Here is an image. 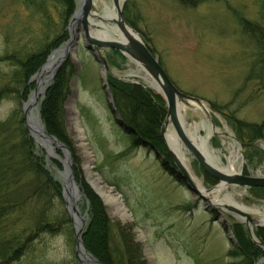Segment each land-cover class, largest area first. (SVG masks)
Masks as SVG:
<instances>
[{
	"label": "rangeland",
	"instance_id": "rangeland-1",
	"mask_svg": "<svg viewBox=\"0 0 264 264\" xmlns=\"http://www.w3.org/2000/svg\"><path fill=\"white\" fill-rule=\"evenodd\" d=\"M59 9V3L54 0H0V55L10 52L16 54L18 59H25L28 54L53 40L63 27ZM259 10L258 0H124L123 5L124 15L155 53L173 83L181 91L201 98L210 110L211 117L194 102L182 104L185 130L197 131L204 137L213 132L207 148L216 163L227 164L236 152L239 158L236 166L232 167L233 171L239 170L238 164L242 163L244 174L264 177V139L242 147V141L227 116L211 106V103L229 105V109L242 120L258 123L264 120V91L258 93L255 82L247 81L256 47L239 23V17L257 18ZM116 51L113 50L114 56L110 61L109 86L111 79L149 86L137 75L139 72L144 74L137 64ZM103 53L108 55L109 51L103 50ZM69 64L81 73L71 81L72 93L65 105L64 121L76 148L81 173L79 179L76 176L75 179L83 196L76 205L82 216H87L85 232L90 215L85 207L87 202L83 183L97 194L91 181H96V174H100L108 186L118 190L131 211V216L121 217L113 203L103 202L114 231L120 225L131 224L133 239L141 245L146 264H241L243 258L228 255L234 244L228 238L225 222L221 224L216 221V211H205L201 198L192 194L185 181L170 170L172 159L167 158L170 163L162 165L153 150L147 149L143 142L134 146L131 134L117 124L100 65L92 51L85 48L81 41L75 55L68 56L56 76ZM18 66L17 58L0 63L1 84L15 77L13 71ZM34 75L28 84L34 83L35 89L36 82H31ZM152 91L157 93L156 89ZM46 94L38 96L34 108L35 113L40 109V118ZM27 100L14 95L1 100L0 120H6L14 110L25 119L23 102ZM226 127L235 138L220 134ZM80 131L84 135L82 139L79 137ZM32 139L36 145V155H41L40 149L45 153L46 168L62 186L59 171L64 170L63 163L56 161L57 167L51 166L46 149L36 142L34 136ZM186 152L191 168L203 180L204 187L209 189L217 184L214 178L215 184L207 183V174L190 151ZM57 154L63 156L61 151H57ZM71 154L74 164L72 151ZM33 184L36 187L40 184L41 188L36 216L45 213L47 207L49 218L66 214L71 219L68 211L70 200L66 201L64 195L63 199L54 196L52 186L47 187L41 179L36 178ZM227 193L232 194L241 205L264 207V198H255L251 188L231 186L222 189L220 199L231 202L225 197ZM72 211L75 212V209L72 208ZM223 214L230 224L239 222L230 213ZM22 217L16 225L17 229L31 223L28 216ZM242 225L245 227V223ZM118 236V232L113 235L115 248L119 245ZM38 245H46L50 261L64 263L74 257L80 261L76 253V236L74 246L69 245L64 228L43 233ZM146 246L151 247V251L145 250ZM38 256L34 245L31 252L22 258L21 264H36Z\"/></svg>",
	"mask_w": 264,
	"mask_h": 264
},
{
	"label": "trees",
	"instance_id": "trees-1",
	"mask_svg": "<svg viewBox=\"0 0 264 264\" xmlns=\"http://www.w3.org/2000/svg\"><path fill=\"white\" fill-rule=\"evenodd\" d=\"M54 1L60 5L59 12L63 23L59 34L38 51L28 54L25 59H18L16 54L10 52L0 55V63L14 61L16 58L19 63L18 68L13 71L14 78L11 77V80L2 84L0 80V102L10 95L28 99L35 87L34 83L28 84L30 77L45 63L52 50L69 38L67 26L75 11L76 0ZM258 2L260 10L257 18L239 17V23L244 34L256 47L247 81L255 82L259 93L264 91V0ZM77 74L78 71L70 64L59 71L43 100L41 119L48 133L56 136L71 149L75 176L79 179L81 173L77 165L79 163L76 148L64 121L65 105L72 93L71 81ZM79 75L81 76V73ZM110 87L117 110L136 130V133L130 135L133 145H140L144 141L147 149H158L171 159L160 133L166 116V105L162 96L142 84L116 79H111ZM211 106L227 116L240 141L249 144L264 139V120L259 123L242 120L229 109V105L211 103ZM40 152L41 155H36V145L29 135L25 119L17 114L16 110L6 120H0V264H21L22 258L31 252L34 245L36 253L39 254L36 264H81L76 257L64 263L50 261L46 245H38L43 233H52L61 228H64L69 245L75 244V230L68 215L49 218L46 207L45 213L36 216V205L41 199L40 184L37 187L33 184L36 178L46 183L47 187L51 185L53 195L63 199L62 186L46 168L45 153L41 149ZM57 164L60 167L58 162ZM205 179L207 183H216L208 175H205ZM251 192L257 199L264 198V188H252ZM83 193L87 202L85 207L90 215L88 227L83 235L88 250L106 264H146L141 245L133 239L131 224L117 227L119 245L115 248L113 235L116 232L103 201L86 183H83ZM22 215L28 216L31 223L17 229L16 225L23 219ZM233 230L238 245H234L228 255L243 258L241 264H254L264 255L263 250L250 238L244 225L235 223ZM258 234L264 242V227L259 229Z\"/></svg>",
	"mask_w": 264,
	"mask_h": 264
},
{
	"label": "water",
	"instance_id": "water-1",
	"mask_svg": "<svg viewBox=\"0 0 264 264\" xmlns=\"http://www.w3.org/2000/svg\"><path fill=\"white\" fill-rule=\"evenodd\" d=\"M112 2L116 7L117 17L114 19H106L104 17L94 16L95 0H77V9L71 17L68 25L70 38L65 44L70 45L72 51L59 61V63L54 69V72L44 81L45 86L40 87V72L45 67V65L49 61V58L54 54V52L62 49L65 45H61L60 47L55 49L47 59V62L31 78V82H36V88L34 89L32 95L28 98V100L23 102V112L27 127L30 131V135L33 137L35 130L32 127L30 118V114L32 115L33 113V111L31 112L33 107L28 103L30 102L32 97L35 99V103H37L38 96H44L46 94L48 88L53 83L56 73L61 68L63 63L68 59V56L75 55V53L77 52L80 41L82 42L85 48L90 49L92 51L93 57L97 60L100 65L101 76L104 80V85L109 95V103H111V109L114 112V117L117 124H119V126H121L126 132L130 134L136 133L135 128L128 124L124 120L120 112L117 110L115 105V99L109 86L108 73H110L111 70L109 60L113 59V50H118L122 52L125 56H127L130 60L135 62L137 65L142 66V68L152 76L155 83L159 87L157 93L161 95L166 102L167 113L162 124L160 133L172 159V163L169 165L170 170L173 171L175 174H178L181 179L185 181L188 189L191 191L192 194L197 195L201 198L204 203L205 211L209 213H212L213 211L217 212L215 219L221 224L225 222L224 226L228 228V238L231 242H233V244L237 245L236 236L232 227L233 225L227 221L223 214L224 212L230 213V215L237 218L240 223H245V225L251 224L252 226H249L248 233L254 243L258 245L264 252V242L258 234V229L264 227V225L256 224L257 219L238 205L221 199L218 205L216 206L210 198V195L213 190L218 188L224 189L231 186H239L244 188H264V177L245 175L242 171L228 172L212 165L206 159L202 151H200L198 146L188 136V133L183 126L184 123L182 124V121H180L179 113L182 104L188 105L194 102L198 104V106H205L204 101L199 97L192 96L181 91L173 83L155 53L146 44L142 36L138 33L136 29L133 28L131 23L124 15V0L123 2H120V0H112ZM92 17L99 18L102 23H107L109 25L115 24L122 31L124 39L117 40L106 37H96L92 32V27L95 26L94 23H92L91 21ZM103 50H107V52L109 51L108 55L104 54ZM205 112L208 114L209 117H211V114L207 109H205ZM37 114L40 117V109H37ZM170 124H172L173 129L179 137L180 141L185 145L187 150H189L190 153L197 160L202 171L208 176L217 180V184H215L213 187L202 191L192 179L190 173L188 172L186 166L184 165L178 154L169 147L165 135L167 128ZM40 135L46 142H50L54 145L52 151H47V154L52 155L54 160L59 161L64 165V170H62V172L59 171V173L61 175V173L64 172L65 175L62 182L63 195L66 201L70 200V206H68V211L74 223L77 257L80 259L82 264H104L98 258H96L90 251H88L82 239L85 232L87 216H82L79 207L76 205V202L83 196V194L80 191V185L76 182L75 179L73 169L74 164L72 162L71 150L66 144L62 143L55 136L48 133L44 125H42ZM233 138L235 137L233 136ZM143 143L145 142L143 141ZM240 145L243 147L246 146V143L240 142ZM42 147H44L43 144ZM56 150L61 151L63 153V156L57 154ZM154 151L155 155L159 157V160L162 165L170 163L167 157L164 154L160 153L158 149H155ZM96 180L97 183L101 182L102 185H100V188L104 187L106 189H110L112 193L116 194L117 197L121 199L124 207H126L124 199L115 187L108 186L107 183L102 180L100 174H96ZM94 189L97 192L96 186H94ZM72 208L75 209V212L72 211ZM126 211L129 213V216H131V211L127 207ZM131 219L133 220L134 218L131 217ZM145 250L151 251V248L149 246H146ZM262 262H264V256L260 258V260H258L256 264H261Z\"/></svg>",
	"mask_w": 264,
	"mask_h": 264
},
{
	"label": "bare ground",
	"instance_id": "bare-ground-1",
	"mask_svg": "<svg viewBox=\"0 0 264 264\" xmlns=\"http://www.w3.org/2000/svg\"><path fill=\"white\" fill-rule=\"evenodd\" d=\"M120 2H123V0H120ZM94 16L104 17L106 19H109V18L114 19L117 17L116 7L113 4V2H109L108 0H95ZM91 21L95 25L92 27V32L96 37H98V38L106 37V38L117 39V40L124 39V35H123L122 31L115 24L109 25L107 23H102V21L99 20V18H97V17H92ZM68 34H69V30H68ZM69 38H70V34H69ZM69 38H68V40H69ZM71 51H72V49H71L70 45H65L62 49L54 52V54L49 58V61L47 62L45 67L40 72V76H39L40 87H43L44 81L54 72V69H55L56 65L59 63V61L64 56H66L68 53H70ZM137 66H138L139 71L144 72V74H140V72H139L137 75L139 77H142L149 84V86H146V87L150 90H152V89H156V91L159 90V87L155 83L152 76L150 74H148L142 68V66H140V65H137ZM28 104L32 105V107H33L32 110L30 109L31 112L33 111L32 115L30 114V118H31L32 127L35 130L34 137L36 138L37 143H39L40 145L43 144L46 151H50V150L52 151V148H54V145L50 142H46L40 135L43 123L41 121V118L38 116V114L34 112V108L36 107L35 99L32 97ZM204 105L205 106H200V105L198 106V104H197V106L200 107L205 112V109H207V110H209V109H208V106L206 104H204ZM179 113H180V121H182V124L184 123L183 126L185 128L186 127L185 126L186 125L185 112H184V109L182 107H181ZM163 122H162V124H163ZM161 127H162V125H161ZM187 133H188V136L198 146L200 151H202V153L204 154L206 159L212 165H214L220 169H223L225 171H228V172H241L242 171L241 170V168L243 166L242 163L238 164V168L240 167L239 170H236V171L232 170V167L236 166V163H237L238 158H239V155H237L234 150H233V152H235V156L233 158L230 157L228 159L227 164H223L221 162H219V164H218L211 158V154L207 148V142L210 140L213 132H209L206 137L200 135L197 131L193 132L192 130H188ZM220 134L224 135V136L233 137V135L229 132V129L227 127L225 128V130H222L220 132ZM165 136H166V140H167L169 147L172 150H174V152H176L178 154V156L180 157V159L182 160V162L186 166L188 172L190 173V175H191L192 179L194 180V182L196 183V185L202 191L207 189L203 185V180L200 179L196 175V173L193 171V169L191 168L190 159L187 157V152H186L187 148L180 141L179 137L177 136L176 132L173 129L172 124H170L168 126ZM79 137L81 139L84 137L82 131H80ZM47 157H48V162L50 163V165L51 166L54 165L57 167L56 160L53 159V156L47 154ZM63 160H65V159H63ZM245 175H248V174H245ZM64 177H65V175L63 172V173H61V178L63 179ZM91 183L93 184V186L97 187V195L102 199L103 202L106 201L109 203H113L116 207L117 212L120 214L121 217H125V216L129 215L128 212L126 211V207H124L121 199L118 198L116 194L112 193L110 191V189H106L104 187L100 188V184L97 183V180L96 181L93 180V182L91 181ZM257 188H261V187H257ZM221 193H222V189L218 188V189L213 190V192L210 195V198L212 199L214 205H216V206L218 205V203L221 200L219 197ZM227 194L228 195L225 196L227 199H229L233 204H236L239 207L245 209V211H247L248 213L253 215L254 218L257 219L256 224L264 225V211H262V209L264 210V207L261 208V207H255V206L250 207V206L241 205L233 198L232 194H230V193H227ZM80 199H78V200H80ZM238 223H240V222H238ZM240 224H242V223H240ZM249 226H252V225L247 224V225H245L244 228L248 231ZM259 229H258V231H259ZM237 245H238V243H237Z\"/></svg>",
	"mask_w": 264,
	"mask_h": 264
}]
</instances>
